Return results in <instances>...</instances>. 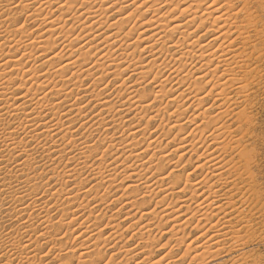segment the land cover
<instances>
[{
	"label": "bare ground",
	"instance_id": "1",
	"mask_svg": "<svg viewBox=\"0 0 264 264\" xmlns=\"http://www.w3.org/2000/svg\"><path fill=\"white\" fill-rule=\"evenodd\" d=\"M129 6L133 8L125 11ZM122 11V17L113 18L115 13L121 14ZM18 13H24V20L13 17ZM207 34H210L209 40L202 41ZM93 57L95 59L91 60ZM135 74L137 79L127 85L130 81L127 80ZM96 75L99 80H91L95 84L90 82L95 87L108 77L118 89L127 85L118 95L121 97L126 93V97L123 95L125 101L109 103L107 95H103L106 91L102 92L100 88L95 92L96 100L89 98L79 102L76 96L81 95L79 90L85 89L83 81ZM149 77L155 86L141 96L144 94L140 91L144 87L142 83ZM261 97H264V0H0V160L7 153L10 159L22 161L18 144H22L26 136L27 143L39 141L42 137L45 140L56 136L70 139L72 134L69 135L70 129L66 124L64 127L63 120L72 115H84L83 107L89 102H95L99 113L106 111L107 116L110 113L118 116L112 118V123L119 119L121 112L131 109H136L135 117L145 118L146 126L149 119L161 118L163 121V115L167 114L164 122L168 129L162 135L168 140L164 146L158 145L160 143L156 140L145 139L143 142L130 135L131 138L110 140L101 153L95 154L102 165L90 171L99 179L95 188L104 183L108 192L115 181L109 182L108 179H112L118 166L115 164L119 161L124 172L129 173L126 176H133L141 184L143 195L156 199L153 208L146 201V208L140 211L141 208L137 207L139 218L126 226V229L136 227L131 236H138V247L112 244L117 250L114 254L122 255L118 263L115 259L113 261V254H106V248L111 239L119 238L114 230L120 226L119 222L112 224L111 230L114 231L105 236L103 227L98 230L94 224H88L87 217V221L79 222L77 214L70 211L69 203L77 202L80 194L87 196L85 191L75 190L77 187L62 189V194L53 191L56 193L53 197L63 195L69 204H57L61 214L55 222L60 231L70 230L75 233L74 239L79 240L78 246H67L66 253L76 251L74 247L78 249L86 245L78 252V264H261L254 250V246L260 245L261 238L253 237L260 231L257 225L262 222L259 226H264V178L255 146L260 139L255 115ZM207 99L210 101L205 107L203 104ZM157 102L159 106L155 109L153 103L157 105ZM171 105L173 108H169ZM192 106L195 107L193 113L185 115ZM183 123H190V128L185 131ZM133 130L129 133H135ZM172 142L174 148L169 150L166 146ZM65 150L64 146L54 145L46 151L62 154ZM172 151L178 158L177 163L183 162L182 167L193 164L190 171L177 174L174 167L178 164L171 165L173 168L164 167L163 162L168 161ZM192 155L196 156L193 162ZM106 156L113 157L112 161L104 160ZM153 160L159 163L158 168L154 166L156 171H153ZM172 162H168L169 165ZM84 163V160L78 162L77 166ZM197 170L200 173L196 174ZM74 171L75 168L66 171L67 180ZM124 178L121 180L127 177ZM50 190L46 189L44 193ZM93 196L90 197L97 198ZM11 198L16 201L10 203L11 208H5L8 221L20 220L22 223L18 229L1 230L0 249L9 250L0 255V262H15H12L14 255L10 258L11 254L7 253L21 245L28 249L30 234L35 232L38 244L43 240L46 245L38 247L34 241L38 246L33 242L35 246L30 249L31 255L30 250L28 255H19L16 264H46L42 260L36 262L38 253L43 252L48 244L51 247L62 244L60 239L57 240L58 236L56 239L47 237L45 227L50 220L44 214L49 212L45 209L43 212L38 198L31 197L28 203L22 194ZM128 200L125 205L136 206L134 200ZM158 205L161 207L159 211L156 209ZM77 207L84 208L85 205L79 202ZM253 216L256 220L252 219ZM95 219L100 220L99 217ZM154 219H158L155 226L152 224ZM110 224L108 220L106 225ZM186 225L191 226L188 234L185 233ZM22 228L24 230H20ZM18 230L27 234L23 244L19 240L20 234L18 239ZM154 230L161 236L181 235L172 242L169 251L152 259L150 255L154 248L150 239L153 240L154 236L150 237ZM192 230L197 233L189 238ZM165 242L161 245L169 244L170 239ZM181 245H185L183 252L173 256V249H179ZM50 246L43 257L52 251ZM54 253L58 260L65 259L55 250Z\"/></svg>",
	"mask_w": 264,
	"mask_h": 264
},
{
	"label": "rangeland",
	"instance_id": "2",
	"mask_svg": "<svg viewBox=\"0 0 264 264\" xmlns=\"http://www.w3.org/2000/svg\"><path fill=\"white\" fill-rule=\"evenodd\" d=\"M180 5H181V3L179 2V6ZM132 8H133V6H129V8H126L125 9V11H127V9H132ZM123 12L124 11L120 12L121 14H119V12L118 13H115L113 15V18H115L116 16H117V18L122 17L124 15ZM148 14L149 13H147L146 16ZM23 15H24V13H18L16 15H14L13 17H17V18H20L21 20H24V18H25L24 16L25 15L24 16ZM22 17H24V18H22ZM20 19H18V20H20ZM111 19H112V17H111ZM131 22L132 21L130 20L129 24ZM129 24H128V26H130ZM25 25H27V23H25ZM28 27H30V26H28ZM204 37L202 38L203 39L202 41L209 40L208 38L210 37V34H207ZM67 53H68V51H67ZM67 53H66V55H68ZM95 57H93V59H91V60H94ZM38 68H40V66H38ZM128 75L131 76V73L128 74ZM96 77H97V75L94 76V77H89L88 80L85 79L83 81V85L85 86V87L84 86L83 87L85 89L84 90H82V89L79 90V92H80L81 95H78L77 94L78 96H76V97L79 98V102L80 101L81 102H85L87 99L89 100V98H93L94 100H96V98H95L94 95L97 93L96 90H100V88L102 89V92H103V90L106 91V92H104L103 95L104 96L107 95L106 97H107V100H109L108 101L109 103H111V104H115V103L118 104L120 102L119 100H122L121 102H124L125 101V98L124 97H126V93H123L121 95V97H118V95H120V93L123 92L124 88L126 89V86L128 85V83L132 84V82H133L132 80L137 79L138 76L135 74V75L132 76V78L128 79L127 81H129V80L130 81L127 82V85H125V87L124 86L122 87L123 89L120 88L121 90L118 89V86H115V84H113L112 79L109 78V77H108L107 80H105V82L104 81L103 82L99 81V84H97V87L98 88L95 87L94 86V84H95L94 82L97 81V80H99V77L98 78H96ZM91 80H94V82L91 81ZM108 80H109V82H108ZM138 80H141V77ZM90 82H93L94 84L93 83L90 84ZM106 82H108L109 85L108 84H103V83H106ZM111 82H112L113 85L111 84ZM144 82L142 83V85L144 86L143 87L144 89L143 88L142 89L145 90V92L142 91V89H140L141 93L142 92L144 93L141 96H144L145 94L151 92L152 89L154 88L153 85L155 86V83H151L152 82V78L151 77H149L148 80L146 79ZM88 84H89V86L87 87ZM105 87H106V89H105ZM90 89H93V90H90ZM89 90H90V92H89ZM84 91H85V93H82ZM92 91H94V92H92ZM86 92H88L89 94H87ZM103 95H101L100 97H102ZM123 95H124V97H123ZM118 98H120V99H118ZM121 98H123V99H121ZM73 100H75V98H73ZM150 101L153 102V99H150ZM209 101H210V99H209ZM209 101H208V99L205 100L203 105L204 106L205 105L207 106L208 103H209ZM94 103L95 102H89L88 103V106L83 107V110L85 112L83 111L82 114H84V115H81V114L80 115H72L73 117L71 116L70 118L63 120L64 127L67 126L70 130L72 129L71 131L69 130V132H70L69 135L72 134L70 136V139L68 138V139H64L63 140V138H61L60 136L59 137L56 136V137H53L51 139H46L47 140L46 141L45 138L42 137V138H39V141L38 140H32V141H29L27 143L28 137L26 136V137H23L24 140H23L22 144H18V146H19L18 147V150L22 154L21 157H20L22 159V161L21 160L10 159L11 157L9 158L8 154L5 153V152H3V153H5V154H3L5 160L4 159L2 160V158L0 160V232H1L0 234H2L3 232H5V230L7 231L8 229H10L12 227L14 229L17 228V227L19 228V223H22V221H20V220H16L17 222H14V221L13 222H10V221H8V217L6 215L7 214V210L5 209V208H8V207L11 208L12 206L10 205V203L11 204L12 203L14 204V201H16V200H13L11 198V196H16V195L17 196L18 195L21 196V194H22L23 199L25 198V201H27V203L31 201V197L38 198L39 199L38 202L41 203L43 212H44V209L47 210V212H49V213H46L45 212V214H44V215L47 214V216L49 217V220H50V222L47 223V225L45 227V230H47V234H48L47 237H49V236L52 237L53 236L55 239L59 237L57 240L60 239L61 242H62V244H60L59 246H58V244L54 245L55 247L54 246L51 247L50 244H48V246L46 247V249L44 248L45 249V252H44V249H43V252L42 251L39 252L38 255L36 256V259H35L36 262H39V260H42V262L44 261L43 263H46V264H65V263L66 264H76L78 262L77 261V259H78V257H77L78 252L79 251L81 252L82 250H80V249H83V247L86 246V245L85 246H82L81 248L79 247L78 249L74 247V249L76 251H73L71 253L69 252L70 254L69 253L68 254L66 253V247L67 246H71V245L78 246L77 245L78 244L77 242L79 240L74 239L75 238V235H74L75 233H71L70 230H69V232L68 231H60V228L58 227V224L55 222L58 219V217L60 216V214H61L60 213V208L57 206V204H60L61 206H65V204L66 205H69L70 204L69 205L70 206V211L75 212L77 214L76 216H78L79 222L84 221L83 219H85L87 217V220L88 221L85 219L87 221V223L88 224L90 223L91 225L94 224L93 227H95L96 229L99 230V229H102V227H103L104 230L102 231V234L104 233L103 235H105V236L108 233L110 234L111 231L117 230V233L119 234V238H116L115 240L111 239L112 242L110 241L111 243L109 244V246L111 245V247H112V244L114 242H116L117 243V246L125 245L126 248H132V247H135V245L138 247L137 243H138L139 238H138V236H134L133 238L131 236V234L134 232V230L136 229V227H133V228H130V229H126V226H128L133 220H136V219L139 218L138 216H140V211L143 208H146L148 206L147 203L150 204L149 205L150 208H153L154 205L152 206V204H154L155 201H156V199L153 198L154 196L151 197V196H148V195H143L142 188H141L142 187L141 184L138 181L136 182L135 181V178L132 175H131L132 177L126 176V173L128 171L124 172L125 170H123V166H121V164H120L119 161H117L116 164H115V165H118V166L116 167L115 171L113 170L114 172L112 174V179H110V178L108 179L109 182H112L113 180H115V181H113L114 183L112 182V184H111L112 186L110 187V189H108V192H107V190L105 188L106 185L104 183H102L101 185H99V188L98 189L95 188V185H96L95 183H97V181L99 179L97 180V177L96 176H93V174L91 172H92V168L95 169V170H97L98 167L99 168H100V166L102 167V165H100V162H99L100 161L99 156L98 155H95V154L101 153V151H103V149H105L110 144V140H114L115 139V141H116V140H119L118 138L124 137V138L121 139V140H123L126 137L127 138L128 137L131 138L130 135L131 136H134L135 135V138H137V140H139V141L145 142V139H147V140L150 139V141H155L156 140L157 142L160 143L158 145L164 146V144H166L167 143V140H168L165 136L163 137V135H162L163 133H165V130L168 129V126L165 125V122H166L165 119H166L167 114H164L163 115V118H164V119L162 118L163 121L161 120V118H156V119H152V120L149 119L148 126H146L147 124H146L145 118L142 120V119H139L138 116L135 117L134 113H135V110L136 109H131L129 111H125V113L124 112H121L122 113L121 114L122 117L119 116V119L120 120L118 119L116 122H113L112 123V118L113 117H116L114 115V113H110L108 116H107V113H105L106 111H103L102 113H99V107L98 106H94ZM153 106L154 107L156 106L155 109H157L158 106H159V103L157 102V105H156V103H153ZM169 108H173V106L171 105ZM257 108H258V110H257L258 112H257V114L255 116H256L257 123H258L257 134L259 135L260 139H259L258 142H256V145L255 146H256V150H257V161H258V163L260 165L261 175L263 174L262 177L264 178V97L263 98L261 97V99L259 100V102L257 104ZM193 109H195L194 106H192L189 109H187L186 112H185V115H189L191 112L193 113ZM133 117H134V119H133ZM137 117H138L139 120H136ZM161 117H162V115H161ZM6 118H8V117H6ZM116 118H114V119H116ZM121 118L124 119V120H122ZM146 120H147V118H146ZM100 122L101 123L103 122L104 124L103 123L101 124ZM121 122L123 123V125H122ZM135 122H137V123H135ZM139 122H141V123H139ZM114 123H115L116 126L114 125ZM119 123H121V124H119ZM65 124H66V126H65ZM132 124H134L136 127L133 126ZM107 126H110V128L108 129ZM118 126H120V128ZM123 126H124V128H123ZM130 126H133V127H131L130 130H133L134 129L135 130V133H133V134L131 132L129 133ZM190 126H191L190 123H188V124L187 123H185V124L183 123V127H186L185 131L188 128H190ZM105 127H107V128H105ZM116 127H118V128L116 129ZM138 127H140L141 129L138 128ZM122 129H124V130L122 131ZM162 129H164V131ZM142 132H144V133H142ZM126 134L128 136H126ZM148 135H150V136H148ZM17 140H20L19 137L17 138ZM49 144H51V145H49ZM43 145H44V148H43ZM54 145H56V146L58 145L59 147H63L64 146L66 148L65 152H63L64 154L63 153L62 154L59 153L60 154L59 155L58 152H56V151H54V152H56V154L55 153L51 154V153H48L49 151L48 152L46 151L48 148L54 147ZM61 145H63V146H61ZM137 146L139 147V144ZM137 146L135 148H138ZM166 147L169 150H172L174 148V142L168 143ZM171 147H172V149H171ZM167 148L165 150H168ZM45 152H47V153H45ZM145 153L147 154L148 152H145ZM49 154H50V156H49ZM146 154H143V156H145ZM174 154L175 153L172 151L171 154L167 158L168 161H164L163 162L164 164L162 163L163 165H165L164 167H166V168L167 167L173 168L175 166V164L176 165L178 164L177 163L178 162V158ZM68 155H69V157H67ZM110 156H113V155H110ZM110 156H108V157L106 156L104 158V160H106L107 162L108 161L111 162L112 159H113V157H110ZM192 157L193 158H192V161L191 162H193L195 160L196 156L195 155H192ZM171 158H173V159L175 158L174 161L172 159L173 162H175V160L177 159L176 163H173L171 160H169ZM119 159L121 160V158H119ZM143 159H146V158H143ZM83 160H84L85 163L84 164H81V165L79 164L77 166L78 162H81ZM19 161H21V162H19ZM142 161H144V160H142ZM153 161L154 162H152V164L153 163H155V164H153V165L151 164V165L153 167V171H156V168H158L157 166L159 165V163H157L155 160H153ZM168 162H172V164L170 163V165H169ZM182 163L183 162H180L179 163L180 165L178 164L177 167L176 166L174 167V170H175L174 172H176L177 174H181V173L184 174L183 171L187 172L188 170L189 171L191 170V167H192L191 164L192 163L189 164V165L187 164L184 167H182V165H181ZM105 164H108V163H105ZM18 165H19V167L17 168ZM113 165H114V163L112 164V166ZM68 168H70L69 170H73L75 168V171H74L73 175L71 176L70 180H67L68 177L66 178V176L64 175L65 173H67L69 171ZM111 168L113 169V167H111ZM17 170H19V171H17ZM204 170H202V171H204ZM198 173H200V170L199 171L198 170L196 171V174H198ZM127 175H129V173H127ZM75 176H76V178H75ZM123 176L125 178L127 177L126 179L128 181ZM192 177H194V176L192 175ZM123 178L125 180H121ZM166 178H169V177L167 176ZM66 180H67V182H66ZM122 182H123V184H122ZM93 185H94V187H93ZM126 185H128L129 187L127 188ZM130 186H131V188H130ZM70 187L73 188V189H74V187H77V188H75V190L80 188V191L82 193L85 191V193L87 194V196L86 195L85 196H82L84 194H80L81 197L77 200V202L76 201L75 202L73 201L72 203L70 202L69 204H67L68 202H65L66 200L63 199L64 198L63 195H62L63 197L62 196H59L58 198L53 197L56 194V193H53V191L56 190L57 193L58 192L61 193L60 191L62 189L66 190L67 188L69 189ZM81 188L83 190H81ZM123 188L126 189L127 191L126 190L124 191ZM46 189H51V190L49 192H47V193H44V191H46ZM89 189H91L92 191L91 190L89 191ZM109 190H110V193H109ZM17 192H19V194ZM11 193H13V194H11ZM26 193L29 194V196H27ZM136 193H138V194H136ZM88 194H90L91 197L94 195L97 198L94 199V198H91L90 196L88 197ZM161 194L162 193H159L158 196H161ZM89 198H91V199H89ZM118 198H119V200H117ZM100 199H102V200L100 201ZM127 199L134 200L135 203H136V206L131 208V207L128 206V204L125 205L124 202ZM93 200H95L96 202L93 201ZM97 201L99 203H97ZM145 201L147 203H144ZM79 202L82 203V205L84 204L85 207L84 208L83 207H80V208L77 207V204ZM24 203L26 204V202H24ZM86 203L87 204L90 203V204L89 205H86ZM141 203H142V205H144L143 207H142ZM137 207L141 208V209H139L140 211H137ZM160 208H159V205L156 207V209L158 211L160 210ZM127 210H129V211H127ZM255 215H258V213H256ZM254 216L252 217V219L253 220H256L254 218ZM95 217H99L100 220L99 221L96 220ZM123 218L125 220H123ZM13 219H15V217H13ZM101 219H103V220H101ZM108 220L111 222V224L109 226L106 225V222ZM118 222H119V225L120 226H118L117 228L114 227L115 229L114 230H111V229H113V227H111V225L112 224L115 225ZM152 222H153L152 224H154V226H155L158 223V219L157 220L154 219V221H152ZM259 224L261 226L262 222H260ZM259 224L257 225V228H258V230H260L259 231L260 233L257 231L258 234H255V236L253 235V237H255V238L257 237L258 239L261 238V242H260V245L258 244L257 246H254V250H255L257 256L260 258L261 264H264V233H262V232H264V226H262V228H261L259 226ZM154 226L152 225L153 228H154ZM167 226H168V224H167ZM169 226H170V223H169ZM185 228H187V229H185V233L188 234V231L191 230V226L186 225ZM20 230H24V229L22 228ZM20 230H18V235L17 236H18V239H19V234H20V239L19 240H21V242L23 244L24 243V240L27 237V234L26 233L24 234L25 231H21L20 232ZM32 230H33V228H32ZM22 232H23V234H22ZM33 233H35V232H31V234H30V237H31L30 240H31V242L28 245V249H27V247L24 248L23 245H21L16 250H12L14 252L10 251V252L7 253V254H11L10 258L13 255L15 256V258H14V256L12 257L13 258L12 259V262L13 261H15V262H13L11 264H14V263L16 264V262L19 261V259H18L19 255L24 256L26 254L28 255V253H29V255H31L30 254L31 253V250H30L31 247L33 248L35 245L36 246L39 245L38 247L45 246L46 245V243H44L43 240H39V244H38V241H37L38 239L36 237L37 236V233L36 234H33ZM121 233H122V235H121ZM196 233H197V231L192 230L191 233H190V235H189V238H193V236H195ZM179 234H176L174 237L171 234H167V235L163 234L161 236L160 233H158V232L155 233V230H154V232L152 233V235L150 237V238H152L154 236L153 237L154 238L153 240L150 239L151 245L154 248L152 250V252H151L150 258L151 257H152V259L153 258H157V257L159 258L163 254H165L166 251H169V249L171 247V244L174 243V241L176 240V238H179L180 237ZM261 235H263V237H261ZM22 236H25V237L23 238ZM56 236H58V237H56ZM13 237L14 236H12V238ZM171 237L173 238V240H172ZM189 238H187V242H188ZM18 239L16 237V240H18ZM168 239H170V243L169 244H167V245L165 244L166 246L165 245L164 246L161 245V244L166 243L165 241H167ZM12 240L13 239H11V241ZM155 240H157V242ZM33 242L35 243V245H34ZM155 243L157 244L156 246H155ZM254 243H255V241H254ZM61 245H62V247H60ZM63 245H65V248L63 247ZM29 246H30V248H29ZM49 246H50V248H52V251L48 254L49 256L46 255L45 257H43L42 255L43 254H46V250L49 248ZM107 246L108 245H106L104 247L106 248ZM20 247L23 250H21ZM108 247L106 248V250H107L106 251V254L107 255L108 254H113V261L115 259V262L117 260L116 263H118L120 261L119 259H121L122 255H120V254H114V252H116L117 250L114 249L113 247L112 248L111 247L108 248ZM184 248H185V245H181L179 247V249L174 248L173 249V252H172L173 256H176V255L179 256V254H181V252H183V249ZM6 249L9 250L8 248H6ZM6 249L5 248L4 249L3 248L0 249V255H3L2 253H5L6 252ZM18 249H20L21 253H20V251ZM54 250H55V252L59 253L60 255L62 254L61 255V258H65L66 260H67V257L70 255L68 257V261L66 262L65 259H59L58 260V258L54 256V254H56V253H54ZM69 258H70V260H69ZM81 260L83 261L84 258H82ZM3 262H0V264H2ZM129 264H132V262L129 263Z\"/></svg>",
	"mask_w": 264,
	"mask_h": 264
}]
</instances>
